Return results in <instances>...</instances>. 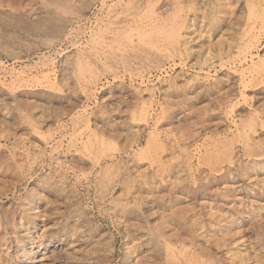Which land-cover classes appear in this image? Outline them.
<instances>
[{"label": "rangeland", "instance_id": "rangeland-1", "mask_svg": "<svg viewBox=\"0 0 264 264\" xmlns=\"http://www.w3.org/2000/svg\"><path fill=\"white\" fill-rule=\"evenodd\" d=\"M26 227L58 264H264V0H0L3 261Z\"/></svg>", "mask_w": 264, "mask_h": 264}, {"label": "bare ground", "instance_id": "bare-ground-1", "mask_svg": "<svg viewBox=\"0 0 264 264\" xmlns=\"http://www.w3.org/2000/svg\"><path fill=\"white\" fill-rule=\"evenodd\" d=\"M166 5V4H165ZM148 7H149V5H148ZM152 7H153V5H152ZM156 7V6H155ZM165 9V8H164ZM151 10V9H150ZM138 14V13H137ZM177 14V13H176ZM177 16V15H176ZM134 19V18H133ZM137 20V19H136ZM129 23V22H128ZM155 23V22H154ZM167 23V22H166ZM147 24V23H146ZM180 24V23H179ZM155 26V25H154ZM170 26V25H169ZM166 27V26H165ZM144 28V27H143ZM178 28V27H177ZM140 29V28H139ZM138 29V30H139ZM143 30V29H142ZM168 32V31H167ZM173 32V31H172ZM143 33V32H142ZM161 33H162V31H161ZM117 36H119V35H117ZM132 36V35H131ZM163 36V35H162ZM160 39V38H159ZM158 39V40H159ZM157 41V40H156ZM252 46V45H251ZM245 52V51H244ZM251 57V56H250ZM248 59V58H247ZM251 60H252V58H251ZM241 62H243V61H241ZM106 63V62H105ZM241 64V63H240ZM253 64V63H252ZM251 64V65H252ZM257 64V63H256ZM260 65V64H259ZM254 66V65H253ZM250 67V66H249ZM254 67H256V65L254 66ZM260 68H261V66H259V67H256L255 68V70L256 71H258L259 72V70H260ZM245 69V68H244ZM250 69V68H249ZM249 69H248V71H249ZM242 70V69H241ZM251 70V69H250ZM209 71V70H208ZM246 72H247V70H245ZM242 72V71H241ZM245 72V73H246ZM253 73H255V71L253 72ZM252 73V74H253ZM241 74H243V73H241ZM252 74H251V78L249 79V80H252L253 78V76H252ZM246 77H248V76H242V78L241 79H246ZM249 80H248V82H249ZM243 81V80H242ZM245 80H244V86L246 85V87L248 86V82H246V84H245ZM251 82V81H250ZM241 83V82H240ZM207 84V83H206ZM245 87V88H246ZM244 88V87H243ZM244 88V89H245ZM241 96H243V94L241 95ZM245 96V95H244ZM233 109V108H232ZM237 123V122H236ZM230 127V126H229ZM252 133V132H251ZM200 150V149H199ZM39 200V199H38ZM38 207V206H37ZM33 210V209H32ZM13 223H15V222H13ZM21 224L22 225H26L25 224V222H24V218L21 220ZM23 230L24 231H27L25 234H24V236L23 237H21V241H20V245H19V247H18V249L16 250L17 251V254L15 255V258H14V260H12L11 261V258H9L10 259V261H3L1 258H0V263L1 264H58L57 262H56V260L54 259V256L52 255V253H50L51 251H49V244H47V245H43V243H46V241H48V239H45L44 237H42V236H40L41 235V233H40V235L37 233V235H35L36 237H34V239H33V233L34 232H32L31 230H29V227H26V228H23ZM1 233V232H0ZM44 233H46V230L44 231ZM6 234V233H5ZM10 234V233H9ZM52 234V233H51ZM161 235H163V234H161ZM6 236V235H5ZM44 236V235H43ZM49 236V235H48ZM159 236V235H158ZM2 237H4V236H2ZM59 237V236H58ZM163 237H165V236H163ZM161 238L162 237H160V240H161ZM28 239H30V242L28 241ZM165 239H166V237H165ZM166 241V240H165ZM157 242V241H156ZM161 242H163V239H162V241ZM2 243H4V240H3V242ZM32 244V246H31V249H28L27 248V246H28V244ZM228 243V242H227ZM6 244V243H5ZM65 246V245H64ZM226 246V245H225ZM0 247H1V245H0ZM4 247V246H3ZM70 247V246H69ZM73 247V246H72ZM159 247V246H158ZM93 248V247H92ZM167 248V247H166ZM165 248V249H166ZM8 254V253H7ZM9 254H11V253H9ZM9 254H8V257H9ZM2 256V255H1ZM0 256V257H1ZM56 257V256H55ZM251 257V256H250ZM7 258V257H6Z\"/></svg>", "mask_w": 264, "mask_h": 264}]
</instances>
